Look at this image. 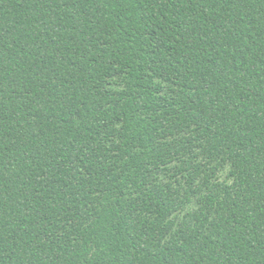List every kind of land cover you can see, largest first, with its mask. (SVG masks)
<instances>
[{
  "label": "trees",
  "instance_id": "obj_1",
  "mask_svg": "<svg viewBox=\"0 0 264 264\" xmlns=\"http://www.w3.org/2000/svg\"><path fill=\"white\" fill-rule=\"evenodd\" d=\"M0 264H264V0H0Z\"/></svg>",
  "mask_w": 264,
  "mask_h": 264
}]
</instances>
